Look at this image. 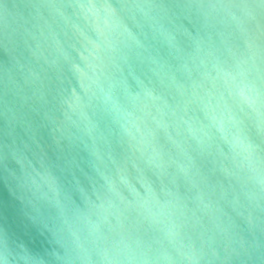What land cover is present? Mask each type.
<instances>
[{
    "label": "water",
    "instance_id": "water-1",
    "mask_svg": "<svg viewBox=\"0 0 264 264\" xmlns=\"http://www.w3.org/2000/svg\"><path fill=\"white\" fill-rule=\"evenodd\" d=\"M264 0H0L4 264H262Z\"/></svg>",
    "mask_w": 264,
    "mask_h": 264
},
{
    "label": "snow or ice",
    "instance_id": "snow-or-ice-1",
    "mask_svg": "<svg viewBox=\"0 0 264 264\" xmlns=\"http://www.w3.org/2000/svg\"><path fill=\"white\" fill-rule=\"evenodd\" d=\"M262 96H264V91H262ZM261 135L264 136V119L261 120ZM0 264H4V258L0 256ZM262 264H264V257H262Z\"/></svg>",
    "mask_w": 264,
    "mask_h": 264
}]
</instances>
